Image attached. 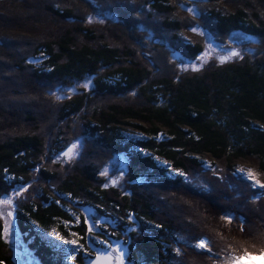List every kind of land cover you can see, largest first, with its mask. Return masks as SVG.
<instances>
[{"label":"trees","instance_id":"trees-1","mask_svg":"<svg viewBox=\"0 0 264 264\" xmlns=\"http://www.w3.org/2000/svg\"><path fill=\"white\" fill-rule=\"evenodd\" d=\"M85 1L89 5L78 0H0V138L6 118L18 116L16 124L31 126L0 139V197L27 185L36 175L33 191L17 203L16 225L22 243L39 264H85L79 257L67 261L63 253L51 247L49 241L54 238L47 235L55 231L73 239L74 232L80 237L78 242L90 250L85 241L89 234L83 223V207L104 220L102 234L108 232L110 238L125 242L129 264H172L174 259L182 264H208L200 251L186 246L177 236L176 218L171 214L163 217L165 210L157 206L158 200L177 202L174 197L183 178L169 175L159 161L185 175L193 170L209 179L212 172L202 169L201 157L210 167L224 169L225 174H231L238 161H251L256 166L253 173L264 177V0H207L206 14L212 19L207 31L223 39L238 33L262 43L254 46L253 58L245 55L241 62L207 64L199 74L183 77L175 74V64L160 43L145 40L143 54L133 44L136 40L142 45V38H147L138 33L137 26L150 31L155 39L161 38L151 22H158V17L163 20L161 27L179 31L180 3L138 0L143 5L136 11L135 0ZM92 9L117 16V25L86 23ZM8 31L12 35L8 36ZM221 38L219 42H223ZM194 39L178 48L195 58L203 52L204 42ZM168 41V49L177 52V45ZM26 60L31 63L26 64ZM86 78L92 80L91 91L65 96L61 101L51 95ZM127 92L135 98L121 99ZM100 97L107 98L104 107L95 105ZM91 105L95 107L90 110ZM76 115L84 121L82 128L74 124ZM45 128L50 131L44 137ZM74 133L87 135L93 142L87 141L80 157L65 163L64 168L59 160H52V169L45 166V159L67 149ZM92 153L95 158L88 155ZM118 156L127 161L121 178L126 195L117 187L103 189L105 178L99 175L106 162ZM248 182L246 186H251ZM199 187L204 194L212 190L207 183ZM227 188L217 192L221 203L230 202L228 208L216 211L196 202L189 204L194 210L200 209L198 219L212 216L228 232L227 248L212 246L215 264H225L226 254H256L253 251L264 248L263 220L257 242L251 243L252 236L227 229L228 223L219 219L222 212H228L236 217L231 224L239 229L237 219L248 218L238 209L251 206L253 200L258 201L256 206H264V189H255L263 193L256 198L253 193L249 195L244 184L230 182ZM243 191L244 205L240 199H232ZM166 193L173 198L164 196ZM128 212L133 213L134 224H129ZM155 224L161 227L155 228ZM132 227L136 231H129ZM175 246L181 257L173 253ZM14 258L9 243L0 240V261L16 264Z\"/></svg>","mask_w":264,"mask_h":264},{"label":"rangeland","instance_id":"rangeland-1","mask_svg":"<svg viewBox=\"0 0 264 264\" xmlns=\"http://www.w3.org/2000/svg\"><path fill=\"white\" fill-rule=\"evenodd\" d=\"M80 3H86L88 4L87 1L85 0H78ZM89 1V0H88ZM137 4L136 6H134V8H136V11H141L140 8L142 9V2H139L138 0H135ZM182 1V2H181ZM90 3H93L92 1H89ZM176 5L180 3L183 5H187L188 7H194L196 8L197 12L199 13L198 16H193V15H189L187 11H183L180 8V12H179V19L181 18L182 21H180V24L182 23V27L179 31H177L176 29H167V28H163L162 26V18L158 17V22L154 21V19L151 20L152 22V26L157 28V35L159 33V35H161V38L158 36V39H155L150 33V31L144 30V28L139 27L138 33L142 32L144 34V36H146L147 38L144 37V39L142 38V41H140L142 43V45L137 42L136 40H133V43L135 46L138 47V49L140 50V52L143 54L145 52V48L143 46L144 41L148 42L150 44H158L160 43V48H164L170 57V62L174 63L175 66V74L176 75H180V76H184L187 73H194V74H199L200 73V69L202 67H204L205 65H209V64H218V65H225L226 63H233V62H241L243 61V57L245 55H248V57H252L253 58V52L256 50L254 48V46H258L262 43L259 42L258 39L253 38V39H249L246 38V36L238 34V33H229L227 36L228 37H224L221 38L222 36H217V35H213L211 34L208 30V28L212 25V19L208 18V14H206V10L208 9V5L210 4L209 2H207V0H176ZM64 5V4H63ZM89 5V4H88ZM147 9V7H145ZM148 10V9H147ZM90 12H92V14L90 15L92 18V22L89 23L91 25H97V26H103L106 23L109 24H113V25H117V19L114 15L109 14L107 12H97V10H90ZM138 14V13H137ZM119 19V18H118ZM120 19H122V17H120ZM99 20H103V23L98 22ZM158 24V25H156ZM191 25H199L201 27V30L203 32V35H195L193 34L190 30L189 27ZM11 26H7L6 28H10ZM10 33V31L7 32ZM31 33V32H29ZM140 33V34H142ZM12 35V32L10 33ZM16 35V33H15ZM9 36V35H8ZM200 39L202 42H204V50H205V45H209V51L208 54L204 57V60L207 61L206 63L203 61H196V59L194 57H191L189 55L188 52L180 50L182 46H184V42L188 43H192L195 39ZM220 38L223 40V42H219L221 41ZM133 39V38H132ZM167 40H170L168 42H170L173 46L174 43L177 45L176 47L178 48V46L180 47V49L178 48V51H174L173 48H169L168 49V45H167ZM173 40L175 42H173ZM132 41V40H131ZM178 44H177V43ZM139 43V44H138ZM1 46V45H0ZM236 50L238 53H240L241 55L236 58V57H231L229 55L231 50ZM203 50V51H204ZM147 52V51H146ZM148 54L146 53V56ZM220 57H227V62H221V60L219 59ZM256 58V57H255ZM162 60V58H161ZM164 60V59H163ZM162 64V62H161ZM196 64L199 68L198 71H192V65ZM154 67H156V69H158V63L154 62ZM165 72V71H164ZM156 74H158V71H156ZM90 79L91 78H87ZM92 81V80H91ZM77 83L71 85L70 87L75 86ZM68 87V88H70ZM68 88H62L59 91H57L56 95L57 96H63V97H71L74 96L76 94H69L67 92ZM92 89V84L90 86L89 91H91ZM76 93L79 94L81 92H85L82 88H76L75 89ZM130 95L132 96V98H135V96H133V94H131L130 92L124 93L120 96L121 99L127 100L129 99ZM65 97V98H66ZM63 98V99H65ZM101 99H97V103H95V105L97 106H101L103 105V107L105 106V100L107 98H102ZM119 98V97H118ZM60 100V99H58ZM124 100H122L121 102H124ZM61 101V100H60ZM104 103V104H103ZM95 105H91V108L93 109L95 107ZM98 108V107H97ZM20 109L18 110V114L20 113ZM89 112V111H88ZM91 114V113H90ZM8 115H6L5 117H7ZM37 116V115H36ZM75 118L77 119L76 122L74 123L77 127L82 128L81 122L83 123V120H80L79 115H76ZM40 120L37 116V118L35 119L37 122L38 120ZM72 119V118H71ZM69 119V120H71ZM16 120H18V116L14 119H4L2 122L5 125V132L3 134H1V138L3 139L4 137H6L8 134H15L18 133L19 131H16L17 129H24V128H28L31 127L29 123H18L16 124ZM53 124L55 123V121L52 122ZM51 123V124H52ZM52 124V126H53ZM51 128V127H50ZM50 128H45L44 132H43V136L45 137L46 135H49V131ZM48 133V134H47ZM134 133H136V131H134ZM88 136H81L79 134L74 133L73 135H71L69 139L71 143L73 142H77L78 147L76 150V158H79L84 146L86 143H88L87 141H91L93 142L91 139L87 138ZM94 149L97 151L98 153H101L102 151L100 150V148H98L95 144L93 145ZM105 152V151H104ZM49 154V151H48ZM90 157L95 158L92 154H88ZM96 157L99 156L100 154H95ZM54 158H56V156H53L51 158H48V161L45 159V166H47L48 168L52 169V160H54ZM63 159V158H61ZM97 159V158H96ZM126 158H124L123 156H118L108 162H106L105 166L102 167L101 170H105L108 173V178L111 179L113 177L118 178V184H117V188L121 189V185L123 188V183L121 181V178L125 175V171L124 169L127 166V161L125 160ZM201 162H204L206 164H208L209 162L204 158L201 157ZM69 161H73V160H68L65 163H68ZM59 164H61V168H64L65 163H61L60 161L58 162ZM159 164H161L162 166H164L165 168H169V166L167 165V163L163 162V161H159ZM210 166V164H208ZM256 168V166L251 162V161H238L234 166H233V172L231 174H225V171L221 167L218 166H212L211 165V169H214L215 171L209 170L211 171V175L212 177L209 179L208 177H203L202 178V174L200 175L198 172L193 173L194 171L191 170L190 175H185V177H188V179H184V177L181 179V184L182 186L179 187L178 191H177V195L174 197V199H176V203H172L170 202V204H166L164 203V200H158L159 202V208L162 210H165L164 213L162 214L163 217H166V214H171L173 216V218H176V223L174 225L176 229V234L177 236L180 237V239L183 240V244L184 241H187L188 244H194V240L192 239L193 237H201V235L206 238L208 241H211L210 247H209V251L205 252L204 250H199L197 249V251H200L201 254L204 255L205 261L209 260L208 264H215L217 263L216 261V252L215 250H211L213 247L216 248H225L226 246L228 247L229 245V240H228V232L224 230V226L222 224H220L218 221L214 220L212 218V216H208V218L206 217V219H198L199 218V213H197V210H194V208H192V205H194V202H196L199 206L204 207V208H214V210H219L220 208L225 209L228 208L230 206V202L229 201H225L223 203L222 202V198H221V194L218 195L217 190H226L229 189L227 188L228 183L230 182H236L240 185L244 184L245 188L247 187V189L249 190V195L250 194H255L256 198L260 197L263 195V193L255 190V189H259V188H253L252 186H246V183L248 182L241 174H238L235 172L236 168H240L243 172H247V170L251 169L252 171H254V169ZM204 169V168H202ZM35 174H37V172H35ZM234 176H233V175ZM254 174L256 175L257 179L264 183V177L260 176L258 174H256L254 172ZM196 175V176H195ZM221 178H220V176ZM34 176L33 175V179L27 184V188L24 192L21 193V195L19 197L14 198V204L15 207L13 209L14 211V223L11 227L10 230V236H11V240H10V247L14 252V260L16 262V264H39L37 262V260L32 257V255H30V251L26 248V246L22 243L21 241V237L22 235L20 234L19 230L17 229V221H16V207H17V203H20L24 197L27 196V194H29L30 192L33 191L34 187H33V183H34ZM260 176V177H259ZM217 177V178H216ZM239 177V178H238ZM193 183V190L191 189ZM209 184L211 186V191L209 193H203L200 191V187L199 185L201 184ZM249 184L251 183L250 181L248 182ZM20 187L15 188V190H18ZM226 188V189H225ZM124 189V188H123ZM13 190V191H15ZM228 192V191H227ZM229 193V192H228ZM230 193H233L230 191ZM243 193H245L244 191L241 193V195L237 196L235 195V198H232L234 200H241V204L244 205V203L242 202V196ZM168 198H173V195L166 193V195ZM162 196V197H164ZM3 197V196H2ZM160 198V197H159ZM230 199V200H232ZM174 201V200H173ZM258 202V201H255ZM262 202V201H261ZM182 205H179V204ZM260 203V202H259ZM192 204V205H189ZM241 204L239 205V207L241 206ZM251 204V206H246L243 208H239L238 212H240L242 215L246 216L248 219H245L247 221L246 224L243 225V231H241V223L239 218L238 223H239V229L235 226H233L231 223L228 224V228L230 230H235L237 231L241 236H245V233H248L250 236H252V238L254 239H250L251 243H256L257 240L260 236V232L259 231V225L262 227V225L260 224V221L262 222V220L264 221V206L262 207H258L256 206L257 203H251L249 202V205ZM179 205L178 208H174V206ZM84 208V207H83ZM7 210V209H5ZM200 210V209H199ZM198 210V211H199ZM212 210V209H211ZM219 212V211H218ZM82 213L85 215V213L82 210ZM203 214V213H201ZM86 216V215H85ZM88 216H91L95 219H99L100 224L99 226H95V230L92 232V241L93 244H86L87 248L90 250H87L86 248L85 251L82 252H78L75 258H80L83 262L87 263V261L89 259H93L92 257L95 256V252L93 251V248H102V245H99L98 243H95L96 241L99 240H109V241H120V240H115L110 238V236L108 235V232L106 234H102V229L105 230L106 226H105V222L104 220H102L101 218H97L95 215L90 214ZM194 219H193V218ZM86 218V217H85ZM258 218H260V220H257ZM187 219H192V220H187ZM183 220V221H181ZM90 226H94V225H90ZM186 227L188 229H184L183 227ZM226 227V226H225ZM102 228V229H101ZM98 234H102L103 236L100 237ZM197 236H194V235ZM193 236V237H192ZM81 246H83L80 242H78ZM222 243V244H221ZM128 244V243H127ZM182 244V246H183ZM213 246V247H212ZM177 246H175L174 248H176ZM184 247L186 248V246L184 245ZM226 247V248H227ZM259 249H256L253 252L258 251ZM86 253H91V255H86ZM186 258H188L187 255ZM129 251L127 252V246H125V264H129ZM75 258L72 261H75ZM213 260H215L216 262H213ZM73 264H80L77 262H73ZM83 264V263H82ZM239 264H264V255H256V254H251L243 259H241L239 261Z\"/></svg>","mask_w":264,"mask_h":264},{"label":"snow or ice","instance_id":"snow-or-ice-1","mask_svg":"<svg viewBox=\"0 0 264 264\" xmlns=\"http://www.w3.org/2000/svg\"><path fill=\"white\" fill-rule=\"evenodd\" d=\"M178 7L181 8L183 11H187L189 15L198 16L199 13L197 12L196 8L194 7H188L187 5H178ZM86 23H91L92 18L91 16L85 20ZM98 22L103 23V20H99ZM189 30L195 34V35H203V32L201 30V27L199 25H191L189 27ZM209 51V45H205V50L201 52L199 55L195 57L196 61H203L204 57L208 54ZM43 55V54H41ZM229 55L231 57L238 58L241 54L238 53L236 50H231ZM221 62H227V57H220L219 58ZM26 64L31 63V61L26 60ZM199 68L196 64L192 65V71H198ZM92 84V81L90 79H84L82 82H78L75 86L70 87L67 89V92L69 94H77L75 89L82 88L85 92H88L90 89V86ZM51 95L56 99H63V96H57L55 92H52ZM78 144L77 142L71 143L66 150L61 151L59 155L53 160V163L57 162V160L61 161V163H65L68 160H73L76 158V150H77ZM143 152V150H141ZM146 154V153H144ZM63 158V159H61ZM202 167L204 169L215 171L214 169H211V167L204 163L202 164ZM168 174L172 176H178V177H185V173L180 170H173L172 168L167 169ZM235 172L238 174H241L247 181L251 182V186L253 188H259L264 189V183L260 182L256 175L253 173L251 169L247 170V172H243L240 168H236ZM99 175L101 177L105 178L104 184L102 185L103 189H107L109 186H112L115 188L118 184V178L113 177L111 179L108 178V173L105 170H100ZM27 188V185H24L20 187L18 190L6 193L3 197H0V222H2V227H0V240H3L5 244L10 243L11 236H10V230L14 223V198L19 197L22 192H24ZM122 194L126 195V192H123V188L121 185ZM255 200H253V203ZM57 204L60 203L59 200L56 201ZM7 209V210H5ZM127 219L129 224H134V216L132 212L127 213ZM220 220L224 221L225 223H232L236 217H234L232 214L228 212H222L220 217ZM241 223V231H243V225L247 223V221L243 218H239ZM85 229L87 230L88 236L85 237V241L88 244H93V241L90 239V234L95 230V226H99L100 221L99 219H95L91 216H88L86 213V218L83 221ZM151 223V222H149ZM94 225V226H90ZM155 228H160V224H155ZM129 231H136L134 227L130 228ZM49 237H53L54 240H50L49 244L53 249L58 250L59 252L63 253L66 257L67 261H72L78 252L85 251L84 247L81 246L78 241L80 237L76 233H71V235L74 237L73 239H65L62 237L59 233L55 231H50L47 234ZM122 235H126V233H122ZM194 240L193 245H188L187 241H185L186 246L194 247L195 249L204 250L205 252L209 251V247L211 244V241H208L204 237H193ZM55 241H59L60 245L66 246V247H60L55 243ZM95 243H98L99 245H102V248H93V251L95 252L94 259H89L87 261V264H125V242L124 241H109V240H99ZM173 253H175L176 257H181L182 252L179 248H173ZM32 255L31 253H29ZM258 255H264V248H260L257 253ZM86 255H90V253H86ZM251 255V253H248L245 251L242 256H230L228 254L225 255V264H239V261L244 258ZM0 264H3V261H0ZM172 264H182V261L180 259H174L172 261Z\"/></svg>","mask_w":264,"mask_h":264},{"label":"water","instance_id":"water-1","mask_svg":"<svg viewBox=\"0 0 264 264\" xmlns=\"http://www.w3.org/2000/svg\"><path fill=\"white\" fill-rule=\"evenodd\" d=\"M82 210H83V212L85 213V215H86V213H87V215L92 214V211H91L89 208H87V207L82 208ZM85 217H86V216H85ZM94 257H95V256H94ZM94 257H93V259H94ZM85 264H87V263H85Z\"/></svg>","mask_w":264,"mask_h":264}]
</instances>
